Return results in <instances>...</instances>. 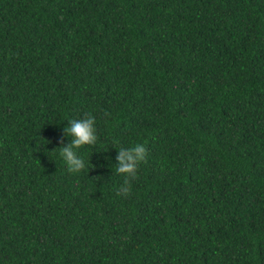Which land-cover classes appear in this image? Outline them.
I'll use <instances>...</instances> for the list:
<instances>
[{
    "label": "trees",
    "instance_id": "16d2710c",
    "mask_svg": "<svg viewBox=\"0 0 264 264\" xmlns=\"http://www.w3.org/2000/svg\"><path fill=\"white\" fill-rule=\"evenodd\" d=\"M0 264H264V0H0Z\"/></svg>",
    "mask_w": 264,
    "mask_h": 264
},
{
    "label": "clouds",
    "instance_id": "9594fccd",
    "mask_svg": "<svg viewBox=\"0 0 264 264\" xmlns=\"http://www.w3.org/2000/svg\"><path fill=\"white\" fill-rule=\"evenodd\" d=\"M64 132L70 139L59 146L60 156L72 172L89 169L91 161L86 160L79 149L87 145H95L98 140L96 117L91 113H83L78 118L67 119ZM115 143V142H114ZM115 170L124 175L121 191H130L131 181L138 173L140 163L145 159L147 148L143 142H134L128 146L116 147Z\"/></svg>",
    "mask_w": 264,
    "mask_h": 264
}]
</instances>
